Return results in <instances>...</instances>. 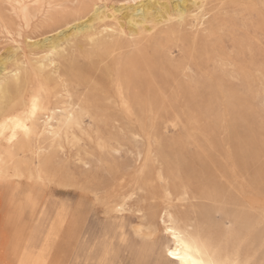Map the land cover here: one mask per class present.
<instances>
[{"label":"rangeland","instance_id":"1","mask_svg":"<svg viewBox=\"0 0 264 264\" xmlns=\"http://www.w3.org/2000/svg\"><path fill=\"white\" fill-rule=\"evenodd\" d=\"M15 76L55 113L0 264L38 255L60 212L58 264H178L167 212L264 264V0H0L10 102Z\"/></svg>","mask_w":264,"mask_h":264},{"label":"bare ground","instance_id":"2","mask_svg":"<svg viewBox=\"0 0 264 264\" xmlns=\"http://www.w3.org/2000/svg\"><path fill=\"white\" fill-rule=\"evenodd\" d=\"M177 19H183L182 10L178 12ZM18 79L15 76L13 92H15L17 99L14 102H10L9 99L6 100L9 88L0 82V182H9L12 187L4 197L0 198V237L3 250L12 252L13 245L10 247V243L13 232L9 226V220L16 211L23 208L30 198L32 190L28 187L31 186V181L39 179L38 170L25 157L26 152L31 147L30 135L37 127L42 129L48 127L49 118L52 119L55 113V108H50L51 106L45 97L35 93L29 96L24 95V89L20 86ZM34 101L36 103L35 113H33ZM73 121L75 122L73 113L68 110L59 125L68 128ZM60 126L55 129L49 127L47 132L56 136ZM14 183L22 185L23 189L19 193L13 189ZM122 210L123 206L118 205L114 211ZM65 223L66 216L64 212L58 213L51 228L52 232L46 239L42 250L24 264H58L59 254L56 252L50 236L54 232L56 236L59 235L63 231ZM163 224L164 233L171 238L173 243V247L166 252L174 251L184 257V259H176L175 256L167 255L169 259L176 261L178 264H192L193 261H204L207 264L209 259L221 262V264L223 262L242 264L235 250L230 252L221 243L204 237L197 224L183 222L173 212L166 213ZM169 224L173 226L176 238L168 232L166 225ZM185 245L187 247H184Z\"/></svg>","mask_w":264,"mask_h":264},{"label":"snow or ice","instance_id":"3","mask_svg":"<svg viewBox=\"0 0 264 264\" xmlns=\"http://www.w3.org/2000/svg\"><path fill=\"white\" fill-rule=\"evenodd\" d=\"M35 111H36V103H35V101H34V102H33V113H35ZM25 131H27V129H25ZM169 219H171V218H169ZM194 227H195V226H194ZM166 228H167L168 232H169V233H172L173 236H174V238H176V237H175V233H174L173 226H172L171 224H169V225H166ZM184 247H187V245H185ZM167 255H168V256H175L176 259H184V257H181V256L179 255V253L174 252V251H168V252H167ZM162 264H163V262H162ZM192 264H205V262H204V261H199V262H197V261H193ZM207 264H221V262H218V261H215V260L209 259V260L207 261ZM223 264H230V262H223Z\"/></svg>","mask_w":264,"mask_h":264}]
</instances>
